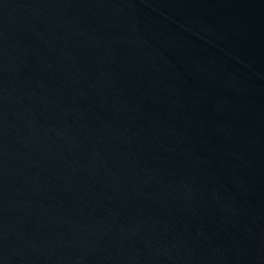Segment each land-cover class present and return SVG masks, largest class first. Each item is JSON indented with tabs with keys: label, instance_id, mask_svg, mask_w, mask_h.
I'll return each instance as SVG.
<instances>
[{
	"label": "water",
	"instance_id": "obj_1",
	"mask_svg": "<svg viewBox=\"0 0 264 264\" xmlns=\"http://www.w3.org/2000/svg\"><path fill=\"white\" fill-rule=\"evenodd\" d=\"M0 264H264V0H0Z\"/></svg>",
	"mask_w": 264,
	"mask_h": 264
}]
</instances>
